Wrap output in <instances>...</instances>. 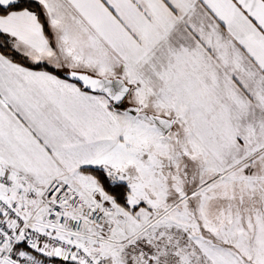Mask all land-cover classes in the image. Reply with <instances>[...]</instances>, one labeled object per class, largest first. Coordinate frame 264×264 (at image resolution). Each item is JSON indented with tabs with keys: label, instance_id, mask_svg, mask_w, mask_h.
<instances>
[{
	"label": "snow or ice",
	"instance_id": "obj_1",
	"mask_svg": "<svg viewBox=\"0 0 264 264\" xmlns=\"http://www.w3.org/2000/svg\"><path fill=\"white\" fill-rule=\"evenodd\" d=\"M0 264H264V0H0Z\"/></svg>",
	"mask_w": 264,
	"mask_h": 264
}]
</instances>
